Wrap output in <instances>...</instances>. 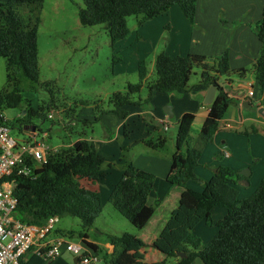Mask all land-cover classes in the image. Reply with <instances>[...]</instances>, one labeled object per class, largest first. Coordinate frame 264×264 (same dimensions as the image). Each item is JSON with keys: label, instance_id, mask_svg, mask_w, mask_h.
I'll list each match as a JSON object with an SVG mask.
<instances>
[{"label": "trees", "instance_id": "16d2710c", "mask_svg": "<svg viewBox=\"0 0 264 264\" xmlns=\"http://www.w3.org/2000/svg\"><path fill=\"white\" fill-rule=\"evenodd\" d=\"M43 0H5L0 2V57L5 59L6 87L0 91V112L16 108L22 101L17 72L30 82L39 79L37 24L25 23L16 7L23 4H40ZM197 0H83L78 9V19L83 26L104 25L111 45L129 34L127 17L142 15L144 20L152 19L170 6L178 5L187 19L193 21ZM256 36L261 44L258 57L252 64L256 85L264 89V0L261 18L256 27ZM208 57L200 54L170 56L160 52L154 59L155 78L147 81L145 63H137L138 82L127 84L126 94L114 93L110 101L114 113L120 118L126 116L123 107L133 102L129 94L138 92L146 83L147 99L157 92L186 91L194 68H200L197 86L214 85L216 94L209 105L207 116L190 142L194 114L185 112L177 121L175 151L171 155L166 181L180 188L176 207L170 212L164 227L150 246L164 257L177 258L175 264H264V177L255 191L240 199L236 182L240 174L224 166L213 169L211 177L204 182L200 191L187 187L189 180H196L195 168L204 147L212 141L220 126V120L234 100L222 86L220 77L235 74L244 75L245 69H232L228 52L224 51L208 64ZM251 105L250 102H248ZM166 137L146 140L152 149L163 148ZM32 175H12L15 178L14 195L17 199L16 217L23 223L42 225L50 216H72L81 222L79 236L90 249L97 246L87 241V232L103 208L100 192L88 187L63 185L65 179L73 176L89 181H102L106 171L104 162L97 152L93 140L78 139L72 145L62 148L57 154L46 155V161L33 167ZM155 176L142 168L127 162L119 180L112 186L108 201L128 221H147L153 210L147 206L153 189ZM215 206L226 209V215L216 222L217 231L212 239L202 244L193 232L201 221L211 220ZM113 246L108 264H162L136 259L132 250L136 244L144 245L130 233L107 234ZM183 253V256H179ZM40 256L32 253L22 264H46Z\"/></svg>", "mask_w": 264, "mask_h": 264}, {"label": "rangeland", "instance_id": "374dc122", "mask_svg": "<svg viewBox=\"0 0 264 264\" xmlns=\"http://www.w3.org/2000/svg\"><path fill=\"white\" fill-rule=\"evenodd\" d=\"M4 1L0 0V2ZM204 1L198 0L200 17L208 15L205 11L211 9L202 6L206 4ZM216 1L218 5H222L218 8V15L221 17L219 25L226 22V28L234 29L222 30L219 34L221 41L225 37L227 41L224 43H227L234 35L233 47L241 46L244 38L243 30L246 29L247 36L257 45L252 50H258V46L261 49L256 36V27L261 18L263 0ZM83 6V0H43L40 4H23L16 7L25 23H34L35 18L39 17L37 24L39 79L38 82L33 83L17 72L22 101L16 108L3 109L2 114L7 119L11 137L19 141L29 140V131L31 132L34 128L36 138L43 140L52 155L59 153L62 148L72 145L78 139L94 141L97 152L104 160L101 168L106 171V177L96 184V181L73 176L65 179L61 184L82 187L97 185L103 208L88 234L100 242L98 252H94L98 261L93 264H108L111 255L104 247V243L108 241V233H130L138 237L141 233L135 223L128 221L108 201L112 186L121 177L127 162H132L146 170H152L158 164L156 173L159 178H162L160 169L163 164L167 168V163L171 161V155L175 151L177 131V124L172 123L174 119L170 118L169 121L172 122L169 128L162 130L160 134L166 137L163 148L152 149L143 143L144 140L157 139L159 136L156 134L155 123L150 113L154 112V109L164 112L167 106H171L169 95H165L167 93H156L147 99V88L144 83L138 92L129 94L133 103L127 108L128 116L122 123H120V117L114 113L115 107L110 97L118 92L126 94L127 84L138 82L137 63L140 60L147 67V81L155 78V56L164 49L170 36H168L167 28L163 27L159 34L153 27L149 29V34L139 33V24L147 20H144L142 15H131L127 17L128 36L111 45L104 25L83 26L80 24L78 9ZM246 15L248 19L243 20L246 24L243 28L245 24L241 23L239 18ZM220 55L207 56L208 64H213L214 58ZM242 63L246 69L244 75L235 73L220 77V79L229 80L230 89L238 91L241 95L247 92L245 88L249 81H254L250 60ZM199 72L200 68L193 69L185 91L187 97L183 98L191 100L194 98L193 93L199 81ZM5 87V59L0 57V91ZM253 91L258 94L255 83H253ZM239 110L243 117L250 115L255 118L256 116L259 122H252L251 126L249 125L251 122L248 121L245 126L240 125L238 128L234 124L231 128L220 125L217 142L215 143L212 139L204 148L198 161L195 171L201 179L206 177L208 170L220 165L216 163L224 160L220 158L222 134L229 133V140L246 151L249 147L247 136L251 137L252 149L255 142H264V117L256 111L253 102L251 107H240ZM130 111H132L131 114ZM239 130L241 135H238ZM197 132V125L192 126L190 142L195 139ZM188 185L199 189L198 191L202 187L200 181H190ZM239 188L248 189L241 184ZM249 195L240 194L239 196L238 194V197L244 199ZM167 209H169L168 206L163 210ZM160 225L161 223L157 227ZM57 227L61 231L56 232L59 237L75 244H83L79 236L82 230L81 222L77 217H59L51 233H54ZM155 227V225L150 226V232H153L152 229ZM142 235L143 239L149 242L147 236L144 233ZM45 239H48V236ZM70 254L65 255L64 262L59 259L52 264H75ZM158 255L163 256L165 264L173 262L172 257H164L161 253ZM194 263L201 264V261L196 259Z\"/></svg>", "mask_w": 264, "mask_h": 264}, {"label": "crops", "instance_id": "0c3cea01", "mask_svg": "<svg viewBox=\"0 0 264 264\" xmlns=\"http://www.w3.org/2000/svg\"><path fill=\"white\" fill-rule=\"evenodd\" d=\"M204 3L206 4L202 5L203 7L211 8L208 11H205V13H208V15H205V16L201 15V17L199 16L198 0L196 1V10H195L193 21H190L189 19L185 17L181 8L178 5H172L162 14L152 19H149L147 21H143L141 24H139L140 26L139 33L145 32L149 34V29L153 27L156 29L155 32L159 34L162 31L161 30L162 27L167 28L168 36H170V38L168 39L167 43L164 46V49L161 52H164L170 56H176V55L185 56L187 54H200L204 56H211V55L215 56V55L222 54L224 51H227L228 56H229L230 67L232 69H245L242 62L246 60H250L251 64H253V62L256 60V58L259 55L260 47L258 46V50L257 49L252 50V48H256L257 45H255L251 41V39L247 36L246 29L243 30L244 38H243V42L241 41L242 42L241 46L233 47L234 35L232 37V40L228 41L227 43H224V41H227V40H225V37H223V41H221V38L219 36L220 32L222 30L232 31L234 29H232L231 27L226 28L227 27L226 22H225L226 24L224 23L223 25L221 24V26L219 25L221 17L218 15V12H219L218 8L221 7L222 5H218L217 4L218 1L205 0ZM239 19L241 20V23L245 24L243 20H247L248 16L246 15L244 17H240ZM244 26H246V24L243 25V28ZM220 82L222 84H225V88H226L225 90L227 91L228 95L231 96L234 100V103L230 104L227 110L225 111L224 116L220 120V125L223 124L224 127L231 128L232 124H234V126L238 128V126L240 125L245 126V123L248 121L251 122L249 125L253 124L252 122H259V118H256V116L255 118H252L250 115L243 117L241 115L242 112L239 109L240 107H245V108L251 107L249 103H248V106L243 105L244 102H250V103L253 102L256 111L264 108V89L260 91L256 85L258 94H256L255 92L253 96L248 97L247 92L241 95L238 93V91L231 90L229 80L220 79ZM249 82L256 84L255 77H254V81L250 80ZM208 87L209 85L204 86V87L196 86L195 91L193 93L194 98H192V100L190 98H183V97H187L186 96L187 92L185 91L157 92V93H167L165 95H169L168 96L169 101L172 103L170 104L171 106L169 108L171 115H167L164 112H159L157 109H154V112L151 111L152 114L150 113V115L153 118V121L155 123L154 128H155V131L157 132L156 134H158L161 137H165L164 135H160L162 133L161 131L162 130L164 131V129L161 128V125L159 124V120L166 119L168 120V123L170 125L172 121L170 122L169 120L170 118H173L174 122L172 123L177 124V121L180 119V117L185 112H191L194 114L195 118H194V121L191 127L194 125H197L198 132H199L202 126V123L205 117L207 116L209 105H210V104L204 103V98H205ZM245 89L248 91L247 87ZM129 106H132V104L124 106L123 110L127 111V108ZM131 113L132 111H130V114ZM259 114L264 117L263 110H262V113H259ZM239 115L241 116V118H237V116ZM127 116H128V113L126 114L124 118H120L121 119L120 123L124 122ZM219 129H220V126H219ZM218 130L214 134V137H213V140L215 143L217 142ZM238 132H239L238 135L242 134L241 130H239ZM221 137L223 139L221 140L222 147L220 151V158L222 157L224 158V160L221 163H216V164H220V166L227 167L230 170L240 174L241 178L235 184V188L238 190L239 196L240 194H242V196L251 194L252 192H254V190L259 185L258 182H260L261 179L264 177V142H260V143L255 142L253 144L254 149H252V144H250L251 137L247 136L249 147L247 148V151H246V149L245 150L242 149L241 147L232 143L231 140H229V137H230L229 133H224L221 135ZM152 140H155V139H152ZM145 141L146 140L143 141L144 144H145ZM157 166L158 164H156V166H154L152 170L147 169L149 172H151L155 176V179L153 182V189L147 200V206L153 210V213L151 217L145 222L140 221V220L133 222L135 223V226H138V228L141 231L139 237L138 236L136 237L144 245L136 244L132 250V255L136 259L141 260V261L161 262L162 264H165L164 263L165 259L163 258V256L158 255L159 252L153 249L150 246V244L157 237L160 230L164 227L170 212L175 208L172 206H176L175 205L176 202L178 203L181 190L180 188L176 186L170 185L166 181V176L169 171L170 162L167 163V168H165L164 167L165 165L163 164L162 169H160L162 172V178L161 177L159 178L156 173V170H158ZM215 167H213V169ZM139 168H142V167H139ZM213 169L210 171L208 170L206 177L204 179H201L199 175L196 173L195 171L196 168H195L194 172L196 175V180H189L188 182L200 181V185H202L201 187V190H202L204 182L207 181L211 177L213 173ZM252 181H254V183ZM188 182L186 184L187 187H189ZM96 184H98V182ZM240 184L244 187H248V189L241 190L239 188ZM251 186H254V187L252 189H249V187ZM88 188L98 190L97 185L89 186ZM189 188L197 190V191L199 190L193 187H189ZM166 206H168L169 209L163 210ZM225 215H226L225 208L220 207V206H215L211 210V220L209 222L201 221L194 227L193 232L196 236L200 238L202 244H206L212 239V237L217 231L216 222L222 219ZM159 223H161L160 225L161 227L160 226L157 227ZM154 225L156 227L152 229L153 232H150L149 230L150 226H154ZM54 231H55L54 233L53 232L51 233V231L48 233L47 235L48 239L46 240H55L59 238L56 232H59L60 228L57 227L54 229ZM88 232H87V235H88L87 241L95 244L97 246L96 252H98L100 242L97 239L91 238ZM142 233H144L145 236H147V240H149V242H146V240L143 239ZM148 233L150 236L148 235ZM104 247L107 249V253L111 255L113 246L109 243V241L104 243ZM90 250L95 252L92 249ZM32 253H33V250L29 251L25 255V259H27ZM69 253L70 252L65 251L62 253V255L59 258H56L46 264L55 263V261L59 259H62L61 261L64 262L66 259L65 255ZM70 255H72L73 260L76 258V262L74 263L77 264V260H78L77 257L73 255L72 253ZM176 261H177V258H173V262L171 264H175Z\"/></svg>", "mask_w": 264, "mask_h": 264}, {"label": "built area", "instance_id": "2783aa9c", "mask_svg": "<svg viewBox=\"0 0 264 264\" xmlns=\"http://www.w3.org/2000/svg\"><path fill=\"white\" fill-rule=\"evenodd\" d=\"M247 89V96H253L252 82ZM159 124L164 130L169 127L166 119L159 120ZM9 131L7 119L0 112V264H22V259L31 250L47 263L59 258L65 251L77 257V264L96 263L97 255L84 243L75 244L61 237L55 240L45 239L57 222V216L48 217L42 225L23 223L16 217V183L12 175H32L26 160H31L33 167L39 166L46 161L50 149L43 140L36 138L34 129L29 131V140L26 141L11 137Z\"/></svg>", "mask_w": 264, "mask_h": 264}, {"label": "water", "instance_id": "95a60500", "mask_svg": "<svg viewBox=\"0 0 264 264\" xmlns=\"http://www.w3.org/2000/svg\"><path fill=\"white\" fill-rule=\"evenodd\" d=\"M215 92H216V87L214 85H209L208 89H207V92H206V95H205V98H204V103L206 104H211V102L213 101L214 99V96H215ZM245 106H248V102H244ZM170 107L167 106L165 109H164V113H166L167 115H171L170 113ZM262 110L264 111V108L262 109H259L258 112L259 113H262ZM34 129V128H33ZM184 254L183 253H179V256H183ZM74 262H76V258L73 260Z\"/></svg>", "mask_w": 264, "mask_h": 264}]
</instances>
